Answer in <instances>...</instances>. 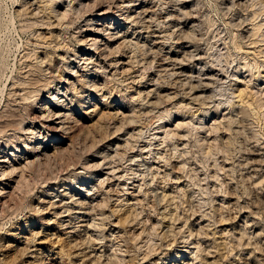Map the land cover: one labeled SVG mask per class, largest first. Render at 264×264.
Masks as SVG:
<instances>
[{"label": "rangeland", "instance_id": "374dc122", "mask_svg": "<svg viewBox=\"0 0 264 264\" xmlns=\"http://www.w3.org/2000/svg\"><path fill=\"white\" fill-rule=\"evenodd\" d=\"M94 5L110 10L108 51L82 54ZM53 88L74 100L65 121L37 109ZM28 128L47 156H31ZM1 155L0 264H24L37 233L57 230L40 228L49 196L90 258L74 263L65 243L41 264H264V0H0Z\"/></svg>", "mask_w": 264, "mask_h": 264}, {"label": "bare ground", "instance_id": "6f19581e", "mask_svg": "<svg viewBox=\"0 0 264 264\" xmlns=\"http://www.w3.org/2000/svg\"><path fill=\"white\" fill-rule=\"evenodd\" d=\"M122 1V0H121ZM143 1V0H142ZM183 1V0H182ZM137 2V1H136ZM176 2H178V1H176ZM180 2V1H179ZM185 2V1H184ZM123 3L124 2H122V5H123ZM129 3H131V2H129ZM128 3V4H129ZM140 3H141V1H140ZM139 3V4H140ZM145 3V2H144ZM183 3V2H182ZM102 4V3H101ZM132 4H137V3H132ZM125 5V4H124ZM147 5V4H146ZM117 6H119V5H117ZM140 6V5H139ZM149 6V5H148ZM92 7V6H91ZM127 7V6H126ZM136 7V6H135ZM149 7H151V6H149ZM175 7V6H174ZM189 7V6H188ZM93 9H92V11H91V15H90V18L88 19V20H86V28L83 30V32H82V35H81V44H82V48H81V50H84V53H82V54H89L88 53V51L89 50H91V48L95 45V46H99V44H102L103 46H102V49L101 50H107L108 51V44H109V42H108V40L111 38V37H107L108 38V40H107V38H106V36L107 35H109V34H105L106 36L104 37V36H102L103 34H101V27H102V25H103V23H104V21L107 19V17H108V15L110 14L109 12H110V10H109V7L107 8V6L106 7H101L100 5H98V6H93L92 7ZM133 8V7H132ZM177 8V7H176ZM121 9V8H120ZM138 9V8H137ZM144 9V8H143ZM145 9H148V8H145ZM131 10V9H130ZM139 10V9H138ZM137 10V11H138ZM142 10V9H141ZM140 10V12H142ZM149 10H150V8H149ZM132 11V10H131ZM144 11V10H143ZM147 11V10H146ZM152 11V10H151ZM37 12V11H36ZM124 12V11H123ZM34 14V13H33ZM134 14V13H133ZM142 14H143V12H142ZM135 15V14H134ZM132 16V15H131ZM152 16V15H151ZM127 17V16H126ZM133 17V16H132ZM139 17H141V15L139 16ZM138 17V18H139ZM153 17V16H152ZM129 18V17H128ZM137 18V19H138ZM142 19H143V17H141ZM140 18V19H141ZM146 17H144V19H145ZM109 19H110V17H109ZM127 19V18H126ZM130 19V18H129ZM133 19H134V17H133ZM136 19V18H135ZM137 19H136V21H137ZM141 19V20H142ZM148 20H149V18H147ZM117 21H118V18L116 19ZM146 20V19H145ZM145 20H144V22H145ZM147 20V21H148ZM165 20V19H164ZM115 21V20H114ZM141 22V21H140ZM139 22V23H140ZM163 22V21H162ZM115 23V22H114ZM117 23V22H116ZM120 23V22H119ZM138 23V24H139ZM143 22H141L140 24H142ZM150 23V22H149ZM121 24V23H120ZM136 24V23H135ZM144 24V23H143ZM193 24V23H192ZM107 25V24H106ZM128 25V24H127ZM148 24H146V26H147ZM157 25V24H156ZM159 25V24H158ZM84 26V25H83ZM121 26V25H120ZM126 26V25H125ZM112 27H114V25L112 26ZM117 27V26H116ZM119 27V26H118ZM143 27V26H142ZM149 27V26H148ZM105 28V27H104ZM109 28V27H108ZM145 28V27H144ZM143 28V29H144ZM147 28V27H146ZM150 28V27H149ZM155 28V27H154ZM193 28V27H192ZM81 29V28H80ZM111 29V28H110ZM119 29V28H118ZM141 29V28H140ZM152 29V28H151ZM121 30V29H120ZM142 30V29H141ZM146 30V29H145ZM167 30V29H166ZM105 31V30H104ZM103 31V32H104ZM110 31V30H109ZM118 31V30H117ZM112 32V31H111ZM123 32V31H122ZM141 32V31H140ZM146 32V31H145ZM150 32H151V30H150ZM80 33V32H79ZM105 33V32H104ZM115 33V32H114ZM113 33V34H114ZM117 33V32H116ZM148 33V32H147ZM81 34V33H80ZM122 34V33H121ZM153 35V34H152ZM165 35V34H164ZM167 35V34H166ZM126 36V35H125ZM146 36V35H145ZM159 37H161V36H159ZM190 37V36H189ZM157 38V37H156ZM164 38V37H163ZM80 39V38H79ZM161 39H162V37H161ZM112 40H114V41H112V42H116V49L117 48H120V47H122V45H125V42H126V38H122V36L121 35H115V36H113L112 37ZM159 40V39H158ZM179 41V40H178ZM132 42H133V40H132ZM161 42V41H160ZM113 43V44H114ZM127 43V42H126ZM139 43V42H138ZM145 43V42H144ZM180 43V42H179ZM112 45V44H111ZM165 45V44H164ZM179 46H181V45H179ZM176 47V46H175ZM94 48V47H93ZM92 48V49H93ZM170 48V47H169ZM172 48V47H171ZM177 48V47H176ZM127 49V48H126ZM180 49V48H179ZM183 49V48H182ZM94 50V49H93ZM92 50V51H93ZM109 50H110V48H109ZM111 51V50H110ZM172 51V50H171ZM177 51H179V50H177ZM185 51V50H184ZM80 52V51H79ZM79 52H78V54H79ZM83 52V51H82ZM181 52V51H180ZM188 52V51H187ZM171 53V52H170ZM78 54H77V56H78ZM108 54V53H107ZM107 54L105 53L104 54V56L106 55L107 56ZM110 54V53H109ZM108 54V55H109ZM135 54V53H134ZM160 54V53H159ZM158 54V55H159ZM176 54V53H175ZM191 54H192V52H191ZM98 55V54H97ZM101 55H103V54H101ZM112 54H110V56H111ZM124 55V54H123ZM86 56V55H85ZM84 55L82 56V57H80V59H78V57H77V59L80 61V60H82L83 59V63H84V68L85 69H87L86 71V75L88 76H86L85 75V77H87V79H86V81H88V84H90V83H92L91 84V86H93L92 88H91V90H93L94 89V86H97L96 84H95V81H94V79H91L90 78V74H91V71L89 72V70H91L90 68H87V66H88V64H87V59H88V57H85ZM99 56V55H98ZM104 56H102V58L104 57ZM180 56V55H179ZM183 56V55H182ZM96 57V56H95ZM101 57V56H100ZM133 57V56H132ZM135 57V56H134ZM142 57V56H141ZM165 57H167V56H165ZM200 57V56H199ZM90 58V57H89ZM91 58H93V57H91ZM98 58V57H97ZM122 58H124V57H122ZM173 58V57H172ZM189 58V57H188ZM195 58V57H194ZM46 59V58H45ZM76 59V58H75ZM76 59V60H77ZM101 59V58H100ZM168 59H169V57H168ZM176 59L178 60H180L179 62L181 63V59L180 58H178V57H176ZM175 59V60H176ZM193 59V58H192ZM42 59H40V61H41ZM104 60V59H103ZM111 60V59H110ZM109 60V61H110ZM113 60V59H112ZM122 60V59H121ZM125 60V59H124ZM170 60V59H169ZM176 60V61H177ZM187 60V59H186ZM39 61V60H38ZM79 61H78V66L79 67H81L82 66V64L81 63H79ZM90 61H92L91 59L89 60V62ZM96 61V60H95ZM99 61H101V60H99ZM114 61V60H113ZM132 61H134V60H132ZM42 62H44V61H42ZM92 62H94V61H92ZM138 62V61H137ZM171 62H173V63H175L174 61H171ZM95 63H100V62H95ZM110 63V62H109ZM90 64V63H89ZM102 64V63H101ZM108 64V63H107ZM106 64V65H107ZM112 64H114V62L113 63H111V65ZM116 64H117V62H116ZM157 64V63H156ZM172 64V63H171ZM93 65V64H92ZM100 65V64H99ZM109 65V64H108ZM115 65V64H114ZM175 65V64H174ZM98 66V65H97ZM110 66V65H109ZM123 66V68H125V66H128V61L127 60H125V61H122L121 62V67ZM161 66H162V64H161ZM164 66V65H163ZM99 67V66H98ZM100 67H101V65H100ZM118 67V66H117ZM130 67V66H129ZM166 67V66H165ZM172 67H174V66H172ZM202 67V66H201ZM96 68V67H95ZM102 68H103V66H102ZM104 68H106V67H104ZM103 68V69H104ZM109 68V67H108ZM108 68H106V69H108ZM111 68V67H110ZM83 69V68H82ZM84 69V70H85ZM105 69V70H106ZM128 69V68H127ZM158 69V68H157ZM39 70V69H38ZM95 70V69H94ZM96 70H99V69H96ZM118 70V69H117ZM129 70V69H128ZM45 71V70H44ZM103 71V70H102ZM102 71H100V72H102ZM160 71V70H159ZM198 71V70H197ZM71 75H70V77H69V79L67 80L68 82H73L72 84H74V83H76V82H80L79 81V77H80V74H79V71H78V69L77 70H74V69H71ZM173 72V71H172ZM176 72V71H175ZM184 72V71H183ZM47 73V72H46ZM105 73H106V71H105ZM82 74V73H81ZM95 74V73H94ZM180 74H182V73H180ZM186 74H188V73H186ZM129 75V74H128ZM131 75V74H130ZM194 75V74H193ZM192 75V76H193ZM208 75V74H207ZM79 76V77H78ZM83 76V75H82ZM48 77V76H47ZM189 77H191L190 75H189ZM211 77V76H210ZM220 77V76H219ZM81 78H83V77H81ZM84 78H83V80H84ZM106 78V77H105ZM193 78V77H192ZM138 79V78H137ZM190 79V78H189ZM49 80V79H48ZM99 80V79H98ZM104 81H105V79H104ZM181 81V80H180ZM185 81V80H184ZM208 81H210V79L208 80ZM156 82V81H155ZM201 82V81H200ZM199 82V83H200ZM42 83V82H41ZM47 83V82H46ZM106 83V82H105ZM157 83V82H156ZM190 83V82H189ZM206 83H207V81H206ZM51 84V83H50ZM83 84V83H82ZM130 84V83H129ZM38 85V84H37ZM43 85V84H42ZM105 85V84H104ZM150 85H152V84H148V85H146L145 86V92L148 94V95H153L154 93H155V91H156V89L155 88H153V85L152 86H150ZM193 85V84H192ZM195 85H196V83H195ZM39 86V85H38ZM85 86V85H84ZM102 86H103V84H102ZM155 86V85H154ZM159 86V85H158ZM95 88H97V87H95ZM193 88V87H192ZM198 88V87H197ZM47 89V88H46ZM51 89V88H50ZM35 90V89H34ZM41 90V89H40ZM53 90H54V88H53ZM82 90V89H81ZM99 90V89H98ZM158 90V89H157ZM196 90V89H195ZM84 91V90H83ZM82 91V92H83ZM90 91V90H89ZM35 92V91H34ZM64 92H66V91H64ZM98 93V92H97ZM105 93V92H104ZM46 94V93H45ZM49 95L46 97V98H44L40 103H39V105L37 106V109H38V111H40V112H43V113H41V114H43V115H41V116H44V119H45V117L47 116V117H49L50 119H58L57 121H60L61 122V120L62 121H65V117H66V115L69 113V110H70V108H71V106H73L74 104H73V101L74 100H72V99H70V102H71V104H68V102H65V100L67 99V97L66 98H64V96L63 95H66V93H63V92H60V89L59 88H55V90L54 91H52V92H49L48 93ZM59 94H61V95H59ZM157 94H158V92H157ZM194 94V93H193ZM204 94V93H203ZM68 95V94H67ZM81 95V94H80ZM79 95V96H80ZM140 95V94H139ZM167 95V94H166ZM170 94H168L167 96L170 98L171 96H169ZM199 95V94H198ZM197 95V96H198ZM83 96V95H82ZM131 96V95H130ZM141 96V95H140ZM196 96V97H197ZM201 96V95H200ZM29 97V96H28ZM69 97V96H68ZM138 97V96H137ZM147 97V96H146ZM157 97V96H156ZM168 97H166V99L168 98ZM193 97V96H192ZM129 98V97H128ZM140 98V97H139ZM198 98H199V96H198ZM81 99V98H80ZM84 100H85V97L83 98ZM158 99H159V97H158ZM194 99V98H193ZM79 100V99H78ZM160 100V99H159ZM163 100V99H162ZM168 100V99H167ZM195 100V99H194ZM53 102V104H51L52 106H53V109H49L48 107V103H52ZM78 102H80V101H78ZM86 103V102H85ZM152 103V102H151ZM157 103V102H156ZM155 103V104H156ZM80 104V103H79ZM76 106V105H75ZM96 106V105H95ZM123 108V107H122ZM150 108V107H149ZM46 110H47V112H46ZM91 110V109H90ZM89 110V111H90ZM86 113V112H85ZM112 113V112H111ZM119 112H116V111H114V113H112L113 114V116H115L116 117V115H119L118 114ZM92 114H93V112H92ZM128 116L127 117H129V115L130 114H127ZM133 116H134V114H132ZM67 116H69V115H67ZM112 116V117H113ZM43 118V117H42ZM70 118V117H69ZM130 118H132V116L130 117ZM47 119V118H46ZM64 119V120H63ZM67 119V118H66ZM134 120V119H133ZM51 121V120H50ZM49 122V121H48ZM103 122V121H102ZM78 123V122H77ZM44 124V123H43ZM60 124H62V123H60ZM105 124V123H104ZM63 125V124H62ZM65 125V124H64ZM63 125V126H64ZM103 125V124H102ZM62 126V127H63ZM70 126V125H69ZM65 127V126H64ZM23 128V127H22ZM27 128V127H26ZM59 128V127H58ZM21 129V128H20ZM25 129V128H24ZM22 130V129H21ZM69 130V129H68ZM40 131V130H39ZM21 133H24L23 131L21 132ZM40 133H41V131H40ZM24 134H28V137L26 136V139H33V141H34V144L30 147V153H31V156L32 157H35V158H41L42 156H47V151L49 150L48 149V147L44 144V143H42L41 142V140H39L41 137L39 136V134L37 133V131H35L34 129H32V128H28L27 129V131L24 133ZM16 136H17V134H15ZM95 136V135H94ZM23 142V141H22ZM46 142V141H45ZM32 143V142H31ZM58 149V148H57ZM61 150V149H60ZM13 152V151H12ZM54 153V152H53ZM27 154V153H26ZM25 154V155H26ZM55 154V153H54ZM33 155H35V156H33ZM5 156V155H4ZM7 156V155H6ZM23 158V157H22ZM26 160H25V163H26V167L28 166V164H29V162L31 161L30 160V158H25ZM30 160V161H29ZM49 160V159H48ZM6 162H8V160H6V158L4 157L3 158V156L1 155L0 156V174L2 175V174H5V167L7 166L6 165ZM9 163V162H8ZM19 165H20V163H18ZM32 165V164H31ZM33 165H34V162H33ZM12 167H9L8 169H9V173L10 174H12V173H14V174H16L15 172H17L19 169H21V168H24L23 166L22 167H20V166H13V165H11ZM32 167V166H31ZM40 167V166H39ZM92 167V166H91ZM90 167V168H91ZM95 167V166H94ZM7 169V170H8ZM23 170V169H22ZM25 170V169H24ZM88 171V170H87ZM7 172V171H6ZM8 172H7V174H8ZM23 172V171H22ZM24 173V172H23ZM49 173V172H48ZM10 174H8V175H10ZM33 174V173H32ZM74 174V173H73ZM6 175V174H5ZM26 175V174H25ZM11 176V175H10ZM16 176V175H15ZM18 176V175H17ZM31 176V175H30ZM29 176V177H30ZM85 176V175H84ZM93 177V176H92ZM15 178V177H14ZM18 178V177H17ZM21 178V177H20ZM22 178H23V175H22ZM27 178V177H26ZM25 177H24V179H26ZM13 179V178H12ZM23 179V180H24ZM30 179V178H29ZM63 179V178H62ZM21 180V179H20ZM19 180V181H20ZM2 178H0V184L2 183ZM17 181V180H16ZM24 181H26V180H24ZM33 181V180H32ZM11 182H13V181H11ZM104 182V181H103ZM7 184V186L10 184V182H8V183H6ZM25 184V183H24ZM65 184V183H64ZM84 184V183H83ZM26 185V184H25ZM31 185V184H30ZM34 185V184H33ZM6 186V187H7ZM17 186V185H16ZM91 186V185H90ZM12 187V186H11ZM80 188V187H79ZM4 189V188H3ZM16 189V188H15ZM23 189V188H22ZM18 190V189H17ZM30 190H32V189H30ZM60 190V189H59ZM20 191V190H19ZM19 191H18V193H19ZM47 191V190H46ZM4 192V191H3ZM3 192L2 193H0V194H3ZM12 192V191H11ZM23 192V191H22ZM14 193H16V192H14ZM21 193V192H20ZM70 193V192H69ZM21 194H23V193H21ZM52 194V193H51ZM53 194H54V192H53ZM16 195V194H15ZM14 195V196H15ZM17 195H19V194H17ZM27 195V194H26ZM29 195V194H28ZM70 195V194H69ZM27 197V196H26ZM53 197V196H52ZM52 197L51 196H49V198H47V199H44V200H42L41 202H43V204H47L46 206L45 205H43L42 204V207L40 208L39 207V209L40 210H38L37 212L39 213L40 211L42 212V213H48V214H50V219L49 220H47V221H43V223H42V227H40L41 229H57V230H55L54 232H45V233H43V232H38L37 234L39 235V234H41V236H39V238H38V240H37V242H36V245L34 246V248L33 247H31V248H33L29 253V255L26 257V259H25V261H24V264H39L40 262H41V259L43 258V257H45V255H46V253H48L47 252V250H48V246H52V247H57V246H59V245H61V247H63L64 245H65V243H66V245H67V248H68V250L70 251H68V253L69 254H71L72 255V257L71 258H74V263H76L79 259H81L82 257V259H83V262L82 263H84V260H86V261H89V260H87L88 259V257H89V255H88V253H85V251H83V252H79L78 250L80 249H78V250H76L75 249V247H76V245H77V240L73 237L74 236V232L76 231V227L74 228L72 225H70V223H68V221H66L67 219H66V217H68V214H65V211H64V209H62V207H63V205H62V203L60 202V201H56V200H53L52 199ZM56 198V197H55ZM74 198V197H73ZM77 198V197H76ZM9 198H7V200H8ZM39 200V199H38ZM71 200V199H70ZM37 201V200H36ZM84 201V200H83ZM76 203H81V204H83L84 202H82L81 200H77L76 199ZM86 203V202H85ZM9 204H10V202H9ZM32 204H33V202H32ZM39 204V203H38ZM4 205H6V204H4ZM8 205V204H7ZM79 206H80V204H78ZM37 206V205H36ZM35 206V207H36ZM83 206V205H82ZM92 206V205H91ZM9 207V206H8ZM4 208V207H3ZM84 208V207H83ZM92 208V207H91ZM79 209H81V208H79ZM85 209V208H84ZM69 211H71V210H69ZM92 211H93V209H92ZM5 212V211H4ZM31 212V211H30ZM33 212V211H32ZM68 212V211H67ZM80 212V211H79ZM87 213V212H86ZM69 214H71V213H69ZM73 214V213H72ZM79 214V213H78ZM39 215H40V213H39ZM67 215V216H66ZM83 215V214H82ZM75 217H76V215H75ZM74 217V218H75ZM44 218V217H43ZM42 218V219H43ZM69 218H70V216H69ZM73 218V219H74ZM78 218V217H77ZM85 218V217H84ZM39 219V218H38ZM36 220V219H35ZM75 220H77V219H75ZM80 220V219H79ZM81 221V220H80ZM83 221V220H82ZM33 222V221H32ZM71 222H73V220L71 221ZM84 223V222H83ZM88 223H90V222H88ZM38 224V223H37ZM52 224H57L56 225V228H52V227H50ZM82 224V223H81ZM78 227V226H77ZM38 228V227H37ZM40 229V230H41ZM81 229V228H80ZM32 230V229H31ZM28 231H29V229H28ZM37 231V230H36ZM35 233V232H34ZM59 233H62L63 235H64V237L63 236H61V237H59ZM76 233V232H75ZM29 234V233H28ZM28 234L27 235H25L24 233H19L18 235H17V242H25L26 244L30 241L29 240V238H30V236L28 237ZM87 235V234H86ZM32 237V236H31ZM33 238V237H32ZM35 239H37V238H35ZM29 240V241H28ZM34 241H36V240H34ZM17 244V243H16ZM33 243H31V245H32ZM29 245V244H28ZM80 245V244H79ZM13 246V245H12ZM16 247V246H15ZM14 247V248H15ZM20 247V246H19ZM60 247V248H61ZM78 247H80V246H78ZM196 247V246H195ZM27 248H29V247H27ZM59 248V247H58ZM66 248V247H65ZM81 248H82V246H81ZM25 249V248H24ZM53 249V248H52ZM55 249V248H54ZM53 249V250H54ZM85 249V248H84ZM87 249V248H86ZM89 249V248H88ZM28 250V249H27ZM61 250H62V248H61ZM81 250V249H80ZM83 250V249H82ZM91 250V249H90ZM25 251H26V249H25ZM52 251V250H51ZM58 251V250H57ZM46 252V253H45ZM50 252V251H49ZM65 252H66V250H65ZM24 253V252H23ZM22 253V254H23ZM28 253V252H27ZM64 253V252H63ZM67 252H66V254H68ZM49 254V253H48ZM68 254V255H69ZM21 255V254H20ZM55 255V254H54ZM65 255V254H64ZM63 255V256H64ZM92 255H93V253H92ZM198 255V254H197ZM56 256V255H55ZM62 256V257H63ZM67 256V255H66ZM178 256V255H177ZM20 257H22V256H20ZM53 257V256H52ZM61 257V256H60ZM61 257V258H62ZM65 257V256H64ZM63 257V258H64ZM67 257H69V256H67ZM93 257V256H92ZM59 258V257H58ZM66 258V257H65ZM90 258V257H89ZM44 259V258H43ZM95 259V258H94ZM23 260V259H22ZM63 260V259H62ZM38 261H40V262H38ZM72 261V260H71ZM38 262V263H37ZM80 262V261H79ZM42 263V262H41ZM40 263V264H41ZM73 263V264H74ZM78 263V262H77ZM87 263V262H86ZM184 263V262H183ZM79 264H81V262L79 263ZM90 264V263H89ZM177 264H178V262H177Z\"/></svg>", "mask_w": 264, "mask_h": 264}]
</instances>
